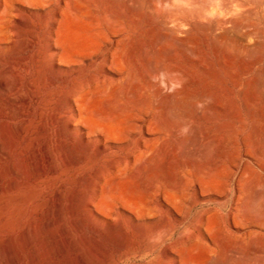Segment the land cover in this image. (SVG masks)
Wrapping results in <instances>:
<instances>
[{"label": "rangeland", "instance_id": "1", "mask_svg": "<svg viewBox=\"0 0 264 264\" xmlns=\"http://www.w3.org/2000/svg\"><path fill=\"white\" fill-rule=\"evenodd\" d=\"M1 3L0 146L38 140L12 189L0 158V264H264V0Z\"/></svg>", "mask_w": 264, "mask_h": 264}, {"label": "bare ground", "instance_id": "2", "mask_svg": "<svg viewBox=\"0 0 264 264\" xmlns=\"http://www.w3.org/2000/svg\"><path fill=\"white\" fill-rule=\"evenodd\" d=\"M1 10H2V3L0 0V13H1ZM52 32H53V29L51 28L48 32V39L49 40L51 38L50 35ZM33 44H34V42H33ZM29 47H30V45H29ZM31 47H32V45H31ZM29 51H30V49H29ZM43 55L45 56L46 53H44ZM48 55L54 57V55H52V54H48ZM44 59H46V57ZM61 60H63V59L61 58ZM0 86L3 87V89H5L4 87L6 86V83L4 80H0ZM26 86H28V85H26ZM9 102H10V100H9ZM11 104H13V103H11ZM2 105H4V103ZM5 108L6 107H4V109ZM12 109H14V108H12ZM15 110H17V109H15ZM15 112H17V111H15ZM17 113H20V115H21L23 112L21 113L19 111ZM13 115H15V114L13 113ZM0 116H1V114H0ZM69 122H70V120L68 119L66 121V127H64L62 123H60V124L58 123L56 128H52L51 130L49 128L50 125L48 126V124L40 126L39 130L42 134L41 138L44 139L43 140L44 143H43L41 150H40L42 152V157H41V165L37 171L40 173H38L37 176H40L39 174H44L45 170L47 168H48L49 176H54V175L59 173L57 171V167L55 165L48 167L49 165H51V162L53 161V158H52L53 152H57L62 157H64L69 148L79 149L82 146L86 145L90 141V137L94 133V130H92L90 128L89 129L86 128L84 131L83 130L82 131H74V130H71V127H70L71 123H69ZM6 128H7L5 130V135H6L5 141H6V143H5V146H2V147L0 146L1 147L0 148V158H6L8 161V164L4 168L5 169L4 172L9 174L11 176V179L9 180L6 187H7V189H12L17 183L16 182L17 179L15 176V173L17 170H16V167L14 165V160L17 159L18 166L20 165V168L24 171L27 165H26L25 160L22 157V155L27 150H30L34 145L37 144L38 137L34 136V132L36 130V127L29 124V122L18 124L15 126H9V127L7 126ZM99 135H101V133H99ZM64 164H65L66 168L73 165V163L70 161H64ZM17 177H19V176H17ZM93 221L95 223V226H96V224L102 225L99 222H97L96 220H93ZM93 221H92V223H93ZM94 223H93V225H94ZM61 230H63V229L61 228ZM63 232H64V230H63ZM100 249H101L102 253L107 254V250H106L104 245H100Z\"/></svg>", "mask_w": 264, "mask_h": 264}]
</instances>
